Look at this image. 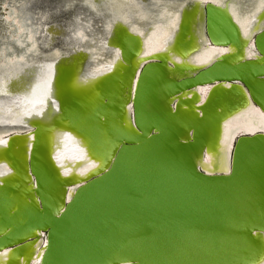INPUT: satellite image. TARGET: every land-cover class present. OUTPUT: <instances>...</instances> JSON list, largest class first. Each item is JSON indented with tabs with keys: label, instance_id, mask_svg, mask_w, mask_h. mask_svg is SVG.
<instances>
[{
	"label": "bare ground",
	"instance_id": "1",
	"mask_svg": "<svg viewBox=\"0 0 264 264\" xmlns=\"http://www.w3.org/2000/svg\"><path fill=\"white\" fill-rule=\"evenodd\" d=\"M58 1L65 10L81 8L73 13L72 25H67L66 46L54 38L58 28L53 25L46 40L41 39L42 22L37 13L23 8L24 0L3 3L7 5L4 20L9 34L0 41V184L23 183L22 192L29 190L36 203L27 163L33 145L51 163V169L67 179L65 195L69 197L76 185L106 167L109 159L101 165L104 153L111 152L110 158L118 145L116 141L101 145L96 133H90V122L82 112L89 111L93 117L106 97L107 107L98 114L96 125L106 127L116 122L125 127L131 122L133 131L130 100L145 61L161 59L165 74L174 78L191 75L214 61L238 63L242 68L250 60L264 70V50L253 49L250 41L254 32L264 30V0ZM206 1L224 14L220 16L226 26L234 23L237 32L232 42L210 41L205 31ZM179 42L185 46L179 47ZM256 77L258 74L245 79L251 88L257 87ZM254 98L240 79L199 82L162 96L160 101L171 104L172 112L164 107L159 113L174 118L178 129L183 128L182 139L191 138L192 128L203 118L208 140L202 155L195 156L196 164L208 173L227 172L236 135L252 133L246 139L252 137L259 148L264 141V99L257 103ZM74 107L80 112L72 110ZM63 109L76 114L74 122L61 115ZM257 131L262 133L254 136ZM251 148L255 153V143L251 142ZM262 156L261 150L257 152V158ZM40 232L43 229L38 228L29 234L34 237L27 245L31 252L27 259L18 255L20 263L37 264L44 248ZM260 233L264 244V231ZM10 249L1 248L0 263L8 258ZM263 251L264 245L257 252L261 255L258 259L243 264H264ZM240 260L230 262L240 264Z\"/></svg>",
	"mask_w": 264,
	"mask_h": 264
},
{
	"label": "water",
	"instance_id": "2",
	"mask_svg": "<svg viewBox=\"0 0 264 264\" xmlns=\"http://www.w3.org/2000/svg\"><path fill=\"white\" fill-rule=\"evenodd\" d=\"M204 14L210 41L232 42L237 32L234 23L226 26L223 13L209 1L204 3ZM250 41L253 49L262 52L264 30L254 32ZM180 43L179 47L185 46ZM161 64V59L150 60L141 67L130 100L133 131L131 122L125 127L116 122L96 125L98 114L107 107L106 97L93 117L82 112L101 145L114 141L118 145L110 158L111 152L104 153L101 165L109 159L106 167L76 185L69 197L67 179L51 169L35 145L27 163L37 203L29 190L22 192L23 183L0 184V250L11 248L0 264H22L18 255L28 258L27 245L34 238L29 234L38 228L43 229L39 234L44 248L37 264H231L238 259L243 264L261 256L257 252L264 245L260 233L264 231V157L257 158V152L264 153V141L259 148L252 137L246 139L252 133L236 135L229 171L208 173L195 159L208 140L205 120L195 119L199 123L192 128V137L182 139L183 128L178 129L174 118L161 115L159 109L169 107L172 112L171 104L160 101L168 92L216 80L240 79L260 103L263 68L250 60L242 68L238 63L214 61L191 75L174 78L165 74ZM254 74L259 76L258 88L245 81ZM61 115L70 121L76 117L67 109Z\"/></svg>",
	"mask_w": 264,
	"mask_h": 264
},
{
	"label": "rangeland",
	"instance_id": "3",
	"mask_svg": "<svg viewBox=\"0 0 264 264\" xmlns=\"http://www.w3.org/2000/svg\"><path fill=\"white\" fill-rule=\"evenodd\" d=\"M51 2V3H50ZM57 2V4H56ZM4 0H0V41L5 40V37H7V35L9 34L7 24L4 20V14H5V8L7 5H4ZM36 3V4H35ZM60 3L58 0H24V5L23 8L25 10L30 9L32 12V14H36L37 18L39 20H41V30H43L42 32H39V35L41 36L42 40H46L44 39L45 37L47 38L50 35V26H56L58 28V30L56 31V33L54 34V38H56V40L59 42H66V35H67V31L69 30V27L67 28V25H72V15L74 12L77 13L78 9H81L80 7H73L71 9H63L61 7ZM38 4V5H37ZM48 4V5H47ZM55 4V5H54ZM37 5V6H36ZM42 5V6H41ZM50 5V7H49ZM5 6V7H4ZM26 6V7H25ZM41 8H40V7ZM60 6V7H59ZM35 7V8H34ZM38 7V8H37ZM45 8V9H44ZM39 11H38V10ZM58 9V10H57ZM62 9V10H61ZM43 10V11H42ZM61 10V11H60ZM72 10V11H71ZM29 11V10H28ZM56 11V12H55ZM64 11V12H63ZM58 12V13H57ZM46 13V14H45ZM53 13V14H52ZM67 13V14H66ZM71 13V14H70ZM52 14V15H51ZM44 15V17L42 16ZM50 15V17H49ZM53 16H55L53 18ZM49 18V20L46 19ZM60 17V18H58ZM64 17V18H63ZM57 18V20H56ZM66 18V19H65ZM52 19V20H51ZM62 19V20H61ZM65 19V20H64ZM47 20V21H46ZM53 21V22H52ZM49 22V23H48ZM64 22V23H61ZM47 24V26H46ZM63 24V25H62ZM59 29H61V31H59ZM45 30V31H44ZM46 34V35H45ZM49 34V35H48ZM59 37H58V36ZM58 38H57V37ZM55 40V41H56ZM62 40V41H61ZM2 95V94H1ZM0 95V96H1ZM3 97V95L1 96ZM1 99V98H0Z\"/></svg>",
	"mask_w": 264,
	"mask_h": 264
}]
</instances>
